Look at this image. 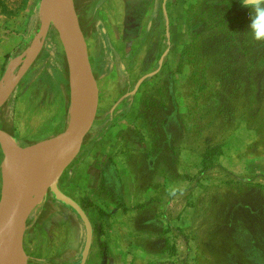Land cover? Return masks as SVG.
<instances>
[{
    "label": "rangeland",
    "instance_id": "1",
    "mask_svg": "<svg viewBox=\"0 0 264 264\" xmlns=\"http://www.w3.org/2000/svg\"><path fill=\"white\" fill-rule=\"evenodd\" d=\"M3 3L0 100L35 47L0 109L20 150L64 131L78 92L54 24L43 31L48 0ZM251 11L242 0H74L97 116L34 207L28 264L81 260L84 225L55 188L90 219L86 264H264V42Z\"/></svg>",
    "mask_w": 264,
    "mask_h": 264
},
{
    "label": "water",
    "instance_id": "2",
    "mask_svg": "<svg viewBox=\"0 0 264 264\" xmlns=\"http://www.w3.org/2000/svg\"><path fill=\"white\" fill-rule=\"evenodd\" d=\"M46 11L49 18L43 23L46 33L49 22L53 23L63 42L65 52L73 69L77 68L83 77V93L79 100V110L75 119L68 127L54 137L38 142L26 149H14L11 136L0 130V138L4 139L5 160L3 166L9 165L16 154H21L22 160L14 167L11 178L13 196L9 201L3 198L0 203V238L8 235L5 250L6 264H28L24 250V239L28 220L34 210V197L45 170L58 158L63 156L73 146H81L91 131L97 116L98 94L95 78L90 66L88 49L84 36L77 24L74 14V0H48ZM74 30V36L69 27ZM35 54V47L27 58L23 71L11 82L9 91L0 100V109L8 102L16 90L20 80L29 69V63ZM165 56L161 59V66ZM73 69L71 71H73ZM154 72L139 81L135 90L129 96L135 95L142 83L155 76ZM73 75V74H72ZM74 78V77H73ZM73 80L71 81V85ZM55 199L74 211L85 228V246L81 253L79 264H86L93 244V227L85 211L73 199L65 195L59 188L53 190Z\"/></svg>",
    "mask_w": 264,
    "mask_h": 264
},
{
    "label": "bare ground",
    "instance_id": "3",
    "mask_svg": "<svg viewBox=\"0 0 264 264\" xmlns=\"http://www.w3.org/2000/svg\"><path fill=\"white\" fill-rule=\"evenodd\" d=\"M69 31L72 34V36L75 35L74 30L71 26L69 27ZM72 74L74 77L73 81H75V84L77 87L76 92H78L77 93L78 95L76 96L75 102H74V110H75L74 113H75V117H76L77 116L76 113L79 110V104L78 103L82 97L84 84H83L82 74L80 73V71L77 68L73 69ZM0 93H2V90ZM75 117H74V119H75ZM14 148H16V147H14ZM70 149L67 150L63 156L58 158L52 164V171L49 170V172H51L50 175H44L43 174L41 181H40V184L38 186V189L35 193L34 207H37L41 204V202L44 198V194L46 192V189L48 188V186H50L51 181L54 180L55 174L57 176V173L61 169L62 165L65 163L66 158L71 157V155L73 154V150H70ZM21 160H22L21 154H16L12 158V161L9 163V165L2 166L3 187H2V194L1 195L5 201H9L11 199V197L13 196L14 191H13V187H12L11 178L14 174V167L18 166L20 164ZM8 235H5V236L0 238V264H6V262H7V259L4 257V254H5V245H6L7 240H8L7 239Z\"/></svg>",
    "mask_w": 264,
    "mask_h": 264
},
{
    "label": "clouds",
    "instance_id": "4",
    "mask_svg": "<svg viewBox=\"0 0 264 264\" xmlns=\"http://www.w3.org/2000/svg\"><path fill=\"white\" fill-rule=\"evenodd\" d=\"M244 8H250V35L253 40L264 42V0H242Z\"/></svg>",
    "mask_w": 264,
    "mask_h": 264
},
{
    "label": "crops",
    "instance_id": "5",
    "mask_svg": "<svg viewBox=\"0 0 264 264\" xmlns=\"http://www.w3.org/2000/svg\"><path fill=\"white\" fill-rule=\"evenodd\" d=\"M0 196H1V200H2V195H1V186H0ZM56 200V199H55ZM57 201V200H56ZM58 202V201H57ZM50 207L53 208V210L55 209L53 207V205L50 204ZM74 212V211H73ZM78 217V216H77ZM90 220V219H89ZM26 234H27V230H26ZM26 234H25V239H24V250H25V253L27 255V258H28V262H29V255H28V252H27V249H26ZM91 252V251H90ZM90 255V254H89Z\"/></svg>",
    "mask_w": 264,
    "mask_h": 264
},
{
    "label": "trees",
    "instance_id": "6",
    "mask_svg": "<svg viewBox=\"0 0 264 264\" xmlns=\"http://www.w3.org/2000/svg\"><path fill=\"white\" fill-rule=\"evenodd\" d=\"M0 6H4L3 0H0ZM10 57H8L9 59Z\"/></svg>",
    "mask_w": 264,
    "mask_h": 264
}]
</instances>
